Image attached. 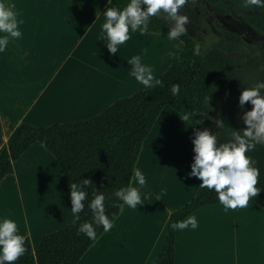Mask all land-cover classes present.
Returning a JSON list of instances; mask_svg holds the SVG:
<instances>
[{
	"label": "crops",
	"instance_id": "crops-1",
	"mask_svg": "<svg viewBox=\"0 0 264 264\" xmlns=\"http://www.w3.org/2000/svg\"><path fill=\"white\" fill-rule=\"evenodd\" d=\"M3 2L24 23L22 37L10 38L0 53V149L23 123L44 128L86 121L116 101L150 89L129 75L127 60L142 55L160 79L184 48L179 39L136 32L117 54H110L100 40L102 14L112 6L108 0ZM181 118L164 107L135 166L145 173L142 191L148 198L136 209L125 205L114 227L78 264H160L170 215L191 202L201 183L187 177L196 129ZM131 184L135 186L134 177ZM0 214L16 220L34 249L44 236L76 220L66 180L41 143L22 154L14 173L1 181ZM192 214L199 222L196 229H176L175 264H264L263 207L225 211L218 204Z\"/></svg>",
	"mask_w": 264,
	"mask_h": 264
},
{
	"label": "trees",
	"instance_id": "trees-1",
	"mask_svg": "<svg viewBox=\"0 0 264 264\" xmlns=\"http://www.w3.org/2000/svg\"><path fill=\"white\" fill-rule=\"evenodd\" d=\"M222 12L223 15H238L254 30L264 36V9L255 6L245 7L243 0H205ZM127 0H111L112 6L123 7ZM172 21L156 15L151 18L149 31L167 35ZM230 36L234 34L228 33ZM184 48L167 71L150 89L120 99L104 113L82 122L56 124L50 127H34L23 123L19 126L13 140L0 149V183L14 173V163L33 144L41 143L56 159L66 180L69 193L70 182L90 179L88 200L95 195V189L105 194L107 214L119 216L117 198L112 193L131 183L132 172L140 156L142 145L161 114L169 106L182 116L185 112H195L190 122L196 130L208 128L215 132L219 142L233 139V130L239 131L247 126L241 119L243 112L238 107L239 95L232 92L237 87L243 71L236 66L238 57L229 47L203 49L194 55L198 44L188 32L178 38ZM199 45V44H198ZM246 60V68H264V51L261 61ZM264 74V70H263ZM173 83L181 86L180 92L173 95ZM209 97V102L206 100ZM252 105L245 103L244 110ZM211 119H210V118ZM196 120L202 123L197 125ZM216 120H222L218 126ZM260 168L258 187L264 188V144H256L247 153ZM95 189H94V188ZM220 204L214 190L200 187L197 195L186 206L174 211L169 218L166 241L161 251L160 264H175L176 229L171 228L174 221L184 220L195 211L211 205ZM249 205L264 208V190ZM92 213L87 205L79 214V219L56 232L44 236L37 249L30 238H26L27 251L15 264H78L85 253L104 234L102 226L96 228L97 238L89 239L85 234H77V228L85 220H91Z\"/></svg>",
	"mask_w": 264,
	"mask_h": 264
},
{
	"label": "clouds",
	"instance_id": "clouds-1",
	"mask_svg": "<svg viewBox=\"0 0 264 264\" xmlns=\"http://www.w3.org/2000/svg\"><path fill=\"white\" fill-rule=\"evenodd\" d=\"M189 2L194 4L196 0H127L123 7H107L102 14L104 21L101 24L100 40L105 42L110 54H117L119 46L131 39V33L139 32L142 35L149 31L151 18L161 13L166 14L173 22L167 31V38L176 40L187 33L186 25L190 20L187 15L181 14L180 9ZM243 4L245 7L264 9V0H243ZM19 17V12L13 11L0 0V53L6 50L10 38L22 37L20 25L24 21ZM193 53L200 54L198 44ZM127 64L131 65L129 75L145 88L161 84L154 75L153 67L143 62L142 55L131 56ZM180 88L179 84L173 83L170 91L177 95ZM206 100L209 102V97ZM246 102L252 105L251 110H244ZM238 107L243 112L241 119L247 127L239 131L233 130L232 140L221 143L217 134L208 128L195 130L191 137L193 157L187 177H195L201 181L200 187L214 190L225 211L246 208L250 198L264 190L257 186L261 170L254 166L252 157L247 155L256 144H264V80H258L253 86L241 90ZM195 115V112H185L181 119L189 121ZM201 123V120H196L197 125ZM216 123L220 126L223 121L216 120ZM132 175L135 186L129 183L112 193L118 202H122L117 203L121 211L125 205L136 209L137 206L144 205V199L148 198V194L142 191L147 184L145 173L140 168H134ZM89 186L92 187L90 179L70 182L71 212L79 219V214L87 205L92 218L80 223L77 234L83 233L95 240L96 228L102 226L104 232L110 231L114 227L115 216L110 217L106 212L103 191L93 187L95 195L91 200L87 199ZM198 224L196 215L190 214L184 220L172 222L170 226L174 230H183L189 227L196 229ZM26 251V236L20 234L16 220L0 214V264H15Z\"/></svg>",
	"mask_w": 264,
	"mask_h": 264
},
{
	"label": "rangeland",
	"instance_id": "rangeland-1",
	"mask_svg": "<svg viewBox=\"0 0 264 264\" xmlns=\"http://www.w3.org/2000/svg\"><path fill=\"white\" fill-rule=\"evenodd\" d=\"M180 12L189 17L187 32L195 38L201 48L234 45L231 52L238 57L236 66L243 71V75L238 80L237 87L230 93L240 95L244 87H251L258 80H264L262 64L260 70L246 68V60L253 58L255 62L261 61L264 36L254 30L242 17L238 15L227 17L228 15H223L205 0H196L194 4L189 2L182 6ZM159 15L169 19L164 13ZM228 33L235 36H230Z\"/></svg>",
	"mask_w": 264,
	"mask_h": 264
},
{
	"label": "flooded vegetation",
	"instance_id": "flooded-vegetation-1",
	"mask_svg": "<svg viewBox=\"0 0 264 264\" xmlns=\"http://www.w3.org/2000/svg\"><path fill=\"white\" fill-rule=\"evenodd\" d=\"M227 17H230V15H228ZM222 23H224V22L222 21Z\"/></svg>",
	"mask_w": 264,
	"mask_h": 264
}]
</instances>
